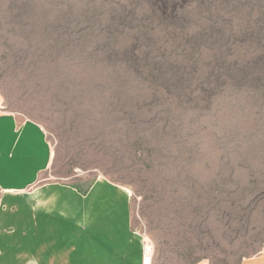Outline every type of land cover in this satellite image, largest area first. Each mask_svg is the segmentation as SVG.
Listing matches in <instances>:
<instances>
[{
	"label": "rangeland",
	"instance_id": "1",
	"mask_svg": "<svg viewBox=\"0 0 264 264\" xmlns=\"http://www.w3.org/2000/svg\"><path fill=\"white\" fill-rule=\"evenodd\" d=\"M0 111L47 134L30 191L129 190L155 264L262 255L264 0H0Z\"/></svg>",
	"mask_w": 264,
	"mask_h": 264
},
{
	"label": "crops",
	"instance_id": "2",
	"mask_svg": "<svg viewBox=\"0 0 264 264\" xmlns=\"http://www.w3.org/2000/svg\"><path fill=\"white\" fill-rule=\"evenodd\" d=\"M53 155L40 125L0 111V264H143V235L96 183L30 191Z\"/></svg>",
	"mask_w": 264,
	"mask_h": 264
},
{
	"label": "bare ground",
	"instance_id": "3",
	"mask_svg": "<svg viewBox=\"0 0 264 264\" xmlns=\"http://www.w3.org/2000/svg\"><path fill=\"white\" fill-rule=\"evenodd\" d=\"M96 184L131 221L130 191L106 180H98ZM244 264H264V251L262 250L261 256L246 260Z\"/></svg>",
	"mask_w": 264,
	"mask_h": 264
},
{
	"label": "built area",
	"instance_id": "4",
	"mask_svg": "<svg viewBox=\"0 0 264 264\" xmlns=\"http://www.w3.org/2000/svg\"><path fill=\"white\" fill-rule=\"evenodd\" d=\"M156 248L147 236L143 240V264H154Z\"/></svg>",
	"mask_w": 264,
	"mask_h": 264
}]
</instances>
